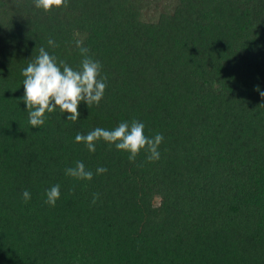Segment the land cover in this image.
<instances>
[{
	"label": "trees",
	"instance_id": "1",
	"mask_svg": "<svg viewBox=\"0 0 264 264\" xmlns=\"http://www.w3.org/2000/svg\"><path fill=\"white\" fill-rule=\"evenodd\" d=\"M77 41L107 76L103 99L32 128L22 69L39 47L79 68ZM257 86L264 0H66L47 12L0 0V264H264ZM133 119L163 135L158 161L75 142ZM76 161L91 181L65 174Z\"/></svg>",
	"mask_w": 264,
	"mask_h": 264
},
{
	"label": "clouds",
	"instance_id": "2",
	"mask_svg": "<svg viewBox=\"0 0 264 264\" xmlns=\"http://www.w3.org/2000/svg\"><path fill=\"white\" fill-rule=\"evenodd\" d=\"M34 4L36 8L47 12L53 8L66 6V0H34ZM48 45L58 46L51 38L48 39ZM77 47L83 57L79 68L69 66L65 61L58 60L55 55H50L44 47H39L38 55L35 54L22 69L24 77L22 100L27 106L28 123L32 128H41L45 124L46 113H53L57 108L64 114H69L68 121L75 122L79 120L78 107L81 102L86 103L91 109L93 104L98 106L103 99L108 85L107 76L101 75L102 65L88 55L89 49L83 47L81 41H77ZM256 90L264 97V91H260L258 86ZM144 129L145 125L142 122L133 119L130 123L127 121L119 123L112 130L97 127L86 135L77 132L75 142L85 144L89 152L95 153V142L102 139L110 145L114 144L117 150L129 152L130 162H135L141 150L148 153V162L158 161L160 159L158 149L164 137L160 133L154 137H147ZM106 172L105 167L96 169L97 175ZM65 174L77 180L87 181H91L94 175L81 161H76L74 167L65 169ZM22 195L25 202L31 199L27 190ZM60 195V185H53L46 190L45 203L54 207ZM98 199L99 194L94 193L91 203L95 204Z\"/></svg>",
	"mask_w": 264,
	"mask_h": 264
}]
</instances>
